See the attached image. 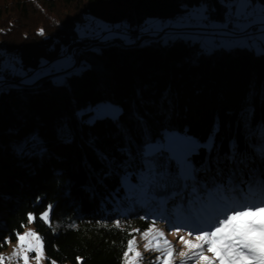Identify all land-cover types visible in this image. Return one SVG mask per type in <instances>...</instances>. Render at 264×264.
I'll use <instances>...</instances> for the list:
<instances>
[{
  "label": "trees",
  "instance_id": "obj_1",
  "mask_svg": "<svg viewBox=\"0 0 264 264\" xmlns=\"http://www.w3.org/2000/svg\"><path fill=\"white\" fill-rule=\"evenodd\" d=\"M229 1L0 0V47L19 68L35 71L77 48L73 72L0 88V264L29 224L45 264H126L132 231L166 210L179 217L182 203L194 227L226 211L230 191L258 197L264 52L215 38L208 49L197 33L169 31H199L185 19L198 7L224 22ZM84 15L100 33L125 31L84 44ZM150 19L162 29L140 33ZM100 103L118 114L97 116ZM176 132L194 145L187 165L158 148Z\"/></svg>",
  "mask_w": 264,
  "mask_h": 264
},
{
  "label": "rangeland",
  "instance_id": "obj_2",
  "mask_svg": "<svg viewBox=\"0 0 264 264\" xmlns=\"http://www.w3.org/2000/svg\"><path fill=\"white\" fill-rule=\"evenodd\" d=\"M228 9L229 13L224 21L226 26L223 28L218 29H211V24L214 23L209 21V19L205 16V22L207 26L202 28V30L190 32L188 30L182 31V33H197L198 36H202L201 45L208 49L212 48V34H217L221 40V46L225 48L231 47H248L253 48L257 53L264 52V7L259 4H252L248 0H231L228 2ZM203 7H198L195 10H190L185 19L190 21V19H194L195 21H200L203 18L204 11ZM242 15V16H241ZM239 17V18H237ZM254 18V19H253ZM253 19V21H251ZM249 21L248 23H252L253 25L258 24L256 28H251L252 25H239L236 26V23ZM258 22V23H257ZM189 24V22H185ZM220 23V22H219ZM196 24V23H195ZM98 25L99 22L96 19H93L91 15H84L81 16L78 20V34L83 41L84 44L90 42H96L99 40V37L106 31H112L114 34H122L125 31L126 26L122 25L120 28H116L113 26L107 27L105 30L102 29L98 32ZM227 25L229 26V30L232 32H245L246 35L251 36H234L230 37L227 31ZM161 25L160 20L150 19L146 22L145 28L140 31V33H145L151 31H159ZM198 26V25H197ZM243 26V27H242ZM210 27V28H209ZM232 27V28H230ZM242 31H240V29ZM162 29V28H160ZM168 28H165V30ZM189 29V28H186ZM199 30V29H197ZM192 40L195 39L194 36H189ZM230 37V38H229ZM77 52V50H76ZM74 50L72 52L63 50L61 54L53 61L44 64L39 69L32 71H25L22 68H15L12 67L11 57L6 53L3 47H0V58L2 60L1 67L2 69L10 70L9 73L11 74V80L14 81V78L18 80L15 83H9V86L13 87H21L24 86H32L33 84L37 83L40 79L44 77H51L57 78L62 76L65 73H71L75 69V58L73 56L76 55ZM1 72L4 73L2 70ZM15 80V81H16ZM25 80V82H24ZM4 81L0 77V82ZM119 112V108L113 104L108 103H100L96 109L95 114L97 116L109 115V116H116ZM172 133V132H171ZM167 133L164 146L160 145V147H165L167 150L170 151L171 155L175 158L183 161L184 165H187L188 160L185 159L186 155L189 154L190 150L193 148L192 140L187 138L184 134L176 132L175 134ZM171 134V135H170ZM185 160V161H184ZM235 189V188H234ZM233 191L229 192L230 203L231 206H234V202L237 199H241L238 194L232 195ZM181 210L180 216H175L174 219L168 218V210L165 211L164 216L161 218L154 217L155 223L149 228L142 231H138L134 229L132 232L134 236L132 237L131 241H135L133 245V250L129 251V254L126 258V264H151V263H160L163 264L165 260V254L163 252V248L161 251L152 250V246L150 245L148 249L145 248V245L148 244L149 240H153L154 243H160L162 245V240L157 241L156 237L158 236L159 232L164 233L163 239H167L173 248V253L171 257H168V260L171 261V264H204L202 260H199L197 257L193 255V251H190L187 246L181 243L180 238L184 237L185 239L192 240L194 243L195 241V233L192 236L188 235L190 229L194 227H203V225H195L193 227L192 222L190 221L189 217L184 218V205L182 203L179 204L176 208ZM175 208V212L176 209ZM174 209V208H173ZM187 216V215H186ZM188 219L187 220H182ZM213 220V219H212ZM211 220V221H212ZM171 221V223L169 222ZM196 223V222H195ZM174 225V226H173ZM178 225V226H176ZM184 225V226H183ZM151 230V231H150ZM150 235L146 239L143 236L144 232H149ZM28 232L36 233L34 227L29 224L24 231L20 235H24ZM36 236L39 235L36 233ZM39 243L40 251H39V259H37V252L35 250L27 251L28 245L31 244L33 249H35L36 244ZM207 246H205L206 248ZM139 252L141 255L139 258L136 257L135 253ZM181 253H188L191 256V259L186 257H182ZM205 255L211 256L212 253L205 252ZM27 256V264H45L46 263V256L43 249L42 241L39 237L37 241L35 237L26 238L24 244V250H21L20 241L17 238L15 241L10 243V246L6 250V261L4 264H25L24 257ZM159 258V259H157Z\"/></svg>",
  "mask_w": 264,
  "mask_h": 264
},
{
  "label": "snow or ice",
  "instance_id": "obj_3",
  "mask_svg": "<svg viewBox=\"0 0 264 264\" xmlns=\"http://www.w3.org/2000/svg\"><path fill=\"white\" fill-rule=\"evenodd\" d=\"M40 34H43V30ZM228 199L225 197L226 201ZM29 218L32 219V217ZM43 218H47V212ZM150 231L143 233L146 239L149 237ZM194 233L195 243L184 237H181L180 241L190 251L196 250L193 251V255L202 260L204 264H264V184L260 187L258 197L253 199L244 197L235 200L234 206H228L226 211L216 216L205 226L190 229L188 235L192 236ZM29 237H35L37 241L39 240L34 232L19 235L21 250H24L26 238ZM163 237L164 233L159 232L156 240H162V245L149 240L145 248L148 249L150 245L152 250L156 251H161L163 248L165 254L163 264H171L168 257H171L173 248L171 243ZM134 244L135 241L129 242V251L133 250ZM205 246L207 247L205 248ZM26 250H35L37 252L36 258L39 259V243L36 244L35 249L29 244ZM205 252L212 253V255L207 256ZM135 255L139 258L141 254L136 252ZM180 255L188 259L192 258L188 253H181ZM24 259L25 264H27V256Z\"/></svg>",
  "mask_w": 264,
  "mask_h": 264
},
{
  "label": "crops",
  "instance_id": "obj_4",
  "mask_svg": "<svg viewBox=\"0 0 264 264\" xmlns=\"http://www.w3.org/2000/svg\"><path fill=\"white\" fill-rule=\"evenodd\" d=\"M242 16V15H241ZM237 18H239V17H237ZM254 19V18H253ZM253 19L251 20V21H253ZM205 15L203 16V18L202 19H200V21H195L194 19H190V25L193 27V28H196V30L197 29H199V31H201L202 30V28H205L206 26H207V24L205 23ZM249 21H245V22H238V23H236L235 25L236 26H238V24L239 25H247V26H249V25H252L251 26V28H256L257 26H258V24H255V25H253L252 23H248ZM196 23V24H195ZM214 24L212 25L211 24V28H210V30L212 29H218V28H223V27H225L226 26V24H225V22H220V23H217V22H213ZM258 23V22H257ZM198 25V26H197ZM242 26V27H243ZM181 28H187V27H181ZM191 28V27H190ZM240 29V31H242V29L241 28H239ZM214 35V34H213ZM24 82H25V80H24Z\"/></svg>",
  "mask_w": 264,
  "mask_h": 264
},
{
  "label": "water",
  "instance_id": "obj_5",
  "mask_svg": "<svg viewBox=\"0 0 264 264\" xmlns=\"http://www.w3.org/2000/svg\"><path fill=\"white\" fill-rule=\"evenodd\" d=\"M230 28H232V27H230ZM185 30H186V28H179V29L172 28V30H169V31H172V32H182V31H185ZM227 31H228V34L230 35V37L241 36V35L242 36H248V35L245 34V32L242 33V32H239V31L232 32V35H231V31L229 30V26L228 25H227ZM163 33H167V30H165V32L163 31L161 34H163ZM212 37L215 38V39H220V37L217 34H214V35L212 34ZM248 37H251V36H248ZM119 43L123 45V43H121V42H119ZM216 43H219V42L217 41ZM76 50H77V48L74 49V52H76ZM76 64H77V62L75 61L74 67L76 66Z\"/></svg>",
  "mask_w": 264,
  "mask_h": 264
},
{
  "label": "built area",
  "instance_id": "obj_6",
  "mask_svg": "<svg viewBox=\"0 0 264 264\" xmlns=\"http://www.w3.org/2000/svg\"><path fill=\"white\" fill-rule=\"evenodd\" d=\"M1 64H2V60L0 58V77L4 80L0 82V86L2 85V83L17 82L18 80H16L15 78L14 81L11 80V74L9 73L10 70L2 69ZM11 65L12 67H15V61H11ZM2 70L4 71V73L1 72Z\"/></svg>",
  "mask_w": 264,
  "mask_h": 264
},
{
  "label": "bare ground",
  "instance_id": "obj_7",
  "mask_svg": "<svg viewBox=\"0 0 264 264\" xmlns=\"http://www.w3.org/2000/svg\"><path fill=\"white\" fill-rule=\"evenodd\" d=\"M18 66H19L18 63L15 61V68H18ZM9 83H11V82L2 83V85L0 86V88L11 87V86H9ZM12 83H15V82H12Z\"/></svg>",
  "mask_w": 264,
  "mask_h": 264
}]
</instances>
